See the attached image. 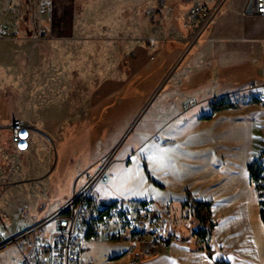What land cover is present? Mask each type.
Wrapping results in <instances>:
<instances>
[{"label":"rangeland","instance_id":"rangeland-1","mask_svg":"<svg viewBox=\"0 0 264 264\" xmlns=\"http://www.w3.org/2000/svg\"><path fill=\"white\" fill-rule=\"evenodd\" d=\"M188 20L183 0H0V24L10 35L6 39L28 48L19 54L18 64L16 58L12 62L8 48L0 47V119L6 124L18 113H29L40 125L42 120L51 123L52 129L37 145L50 157L39 152L30 171L21 174L29 161L24 150L14 146L15 155L1 162L0 230L26 226L63 204L73 192L77 174L116 143L120 145L108 174L125 162L155 95L170 84L189 52L191 32L181 27ZM210 29L211 25L201 36ZM212 101L222 104L226 99ZM131 167V172L120 169L115 178L124 184L138 170L133 163ZM144 173L149 177L146 168ZM131 178L140 183L138 171ZM97 191L112 195L106 185H96L94 195ZM172 219L191 248L210 244V238L202 240L196 233L201 224L193 213L175 211ZM185 221L191 224V236L183 227ZM257 223L263 248L264 233L259 219ZM124 248L96 243L91 247L93 264H128L125 255L116 258Z\"/></svg>","mask_w":264,"mask_h":264},{"label":"crops","instance_id":"crops-1","mask_svg":"<svg viewBox=\"0 0 264 264\" xmlns=\"http://www.w3.org/2000/svg\"><path fill=\"white\" fill-rule=\"evenodd\" d=\"M197 1L208 5L213 0ZM183 3L190 5L189 0ZM247 4L248 0L228 1L209 32L200 36L178 65L170 84L155 95L153 109L143 116L125 162L112 169L107 182L98 183L112 193L97 191L98 197L167 202L173 213H192L187 195L210 203L213 226L206 238L210 244L191 248L185 241L172 242L166 252L135 264H264V246L258 242L257 231L259 196L248 171L252 162L260 161L264 176V103L248 88L249 84L264 86V21L247 13ZM179 16L182 19L183 14ZM186 23L187 28L181 24L182 29L191 32L194 23ZM0 47L8 48L12 62L16 58L18 64L19 54L28 50L24 43L6 38L0 39ZM220 95L227 96L224 103L212 101ZM14 118L31 125L28 146L22 152L29 161L24 174L40 158L39 152L50 157L37 145L45 135L50 136L51 123L42 120L40 125L39 119L21 112L6 124L0 119V129H7ZM12 147L9 131H0V169L2 161L15 155ZM132 163L140 183L131 178L135 171L122 184L115 175L120 169L131 172ZM261 231L264 233L262 221ZM96 243L104 242L90 244L82 254L90 264L91 247ZM122 245V254L115 257L120 260L125 255L130 264L126 245Z\"/></svg>","mask_w":264,"mask_h":264},{"label":"built area","instance_id":"built-area-1","mask_svg":"<svg viewBox=\"0 0 264 264\" xmlns=\"http://www.w3.org/2000/svg\"><path fill=\"white\" fill-rule=\"evenodd\" d=\"M248 1L250 13L264 17V0ZM189 2L188 12L194 25L187 51L214 22L226 0H213L208 5L197 0ZM41 12H45V6ZM9 36L8 28L0 24V39ZM248 88L264 103V86L249 84ZM224 97L227 96H218ZM6 128L13 146L25 150L31 129L29 122L14 118ZM119 145H113L93 163L94 167L91 165L77 174L73 192L63 204L29 225L5 233L0 231V264H90L82 254L95 242L125 244L130 264H135L144 257L166 251L172 242H181L183 236L173 223L172 207L167 202L105 201L94 195L95 186L108 181V167ZM183 227L191 236L190 222L185 221Z\"/></svg>","mask_w":264,"mask_h":264},{"label":"trees","instance_id":"trees-1","mask_svg":"<svg viewBox=\"0 0 264 264\" xmlns=\"http://www.w3.org/2000/svg\"><path fill=\"white\" fill-rule=\"evenodd\" d=\"M251 181L255 184V188L259 196V215L262 223L264 224V176L262 163L254 161L248 166ZM187 205L192 209L194 218L201 224V227L196 230V233L205 240L209 237V229L213 226L210 221V203L198 202L187 195ZM209 226L207 229L206 226ZM207 242V241H206ZM207 245V243H206Z\"/></svg>","mask_w":264,"mask_h":264},{"label":"water","instance_id":"water-1","mask_svg":"<svg viewBox=\"0 0 264 264\" xmlns=\"http://www.w3.org/2000/svg\"><path fill=\"white\" fill-rule=\"evenodd\" d=\"M189 1H191V0H189ZM246 12L247 13H250L251 12V1H248L247 8H246Z\"/></svg>","mask_w":264,"mask_h":264}]
</instances>
